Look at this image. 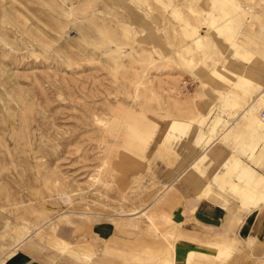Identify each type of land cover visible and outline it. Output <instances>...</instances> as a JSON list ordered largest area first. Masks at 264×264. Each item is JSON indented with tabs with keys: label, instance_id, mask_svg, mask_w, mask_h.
<instances>
[{
	"label": "rangeland",
	"instance_id": "374dc122",
	"mask_svg": "<svg viewBox=\"0 0 264 264\" xmlns=\"http://www.w3.org/2000/svg\"><path fill=\"white\" fill-rule=\"evenodd\" d=\"M240 75L264 82V0H0V261L27 242L47 264H264V205L233 213L259 185L218 161L264 167V90L239 122ZM209 180L220 227L194 214Z\"/></svg>",
	"mask_w": 264,
	"mask_h": 264
},
{
	"label": "crops",
	"instance_id": "0c3cea01",
	"mask_svg": "<svg viewBox=\"0 0 264 264\" xmlns=\"http://www.w3.org/2000/svg\"><path fill=\"white\" fill-rule=\"evenodd\" d=\"M240 79L243 81V86L242 89L244 91H250V92H256L257 95L254 97L245 95L242 96L240 94H236V92L234 93V96L236 98H232L230 101H236V105H239L240 101L242 100L243 102H245L246 100V104L244 105L243 103L240 104L241 105V109L237 112V116L238 118H241V121L239 122H243L245 124H248V118L250 116V114H243L244 112H247L248 110L251 109L252 106V102H254V105H256V101H258V97L259 94H261V92H263L264 90V82L258 81L257 79H251V78H247L246 76H242L240 75ZM229 91H226V94H228ZM253 93V94H254ZM252 94V95H253ZM250 101V102H249ZM253 105V107H254ZM206 116V114H204ZM235 121H233L232 123H230V125H227L223 131L221 133L218 134V136L215 139V143L213 142V145L211 147V149L213 147H215L217 144H219L218 147H220L221 145V139L222 135L224 133L230 132L232 130V128L236 125L234 123ZM218 131V129H217ZM232 134H236V130L232 131ZM231 143V142H230ZM227 152H226V148L224 147L225 153L223 156H220L218 158L219 162V167L224 164V161L226 160H230L231 162L234 163L235 168L239 171L244 169L243 166L245 167H249L251 169V171L253 172V175H248L245 174L244 170L242 172V178L243 180H241V182H249L253 185L258 184V193L254 195L253 198V203L247 202L249 203L250 208L248 209V211H244L241 208H238L233 210V213L235 212H239L241 210V212H243L242 217H243V223H242V228H248L250 226V223L252 221V219H254L256 217L257 212H259V208L261 206L264 205V185L262 186V184L260 183L263 181L264 182V167L262 166V161L260 162L261 166H256L254 165L249 156H250V151L248 152H244V153H239L232 155L231 151L236 149V145L235 144H230L227 145ZM209 148V147H208ZM239 148V146L237 147ZM249 148L248 145L246 146L244 143V147L243 149H247ZM192 161H190V163L188 164H184L182 167H179L177 173L175 174L173 179V183L176 180L180 181V187H182L183 185L186 187H189V185L184 182L183 177L186 175V170L188 169V167L190 166ZM219 171V169H218ZM219 173V172H218ZM257 175H262L260 176V180H258L259 182H254V178H257ZM214 176V174H213ZM202 186H197L195 189H193L195 191L196 194H199V199H196L194 202V214L196 215L197 219H205L207 221H212L217 223V227H220V225H222V222H224L226 220V218L229 216L228 213L229 211L226 209V207L222 204V202H215L214 200L216 198H218V195L221 194V190L219 191L218 186H212L211 181L209 180V184L210 187H207L205 183L202 182ZM239 184L238 182H233L231 184L232 187H234V185ZM261 184V185H260ZM191 187V186H190ZM192 188V187H191ZM242 188V185L240 184V186L237 188L238 190H240ZM234 189V188H233ZM195 194V195H196ZM249 195V194H248ZM193 197V196H192ZM260 197L258 200L257 198ZM146 209H142V210H138L137 213H141ZM183 210L179 207H177V212H175L173 214V217L180 220L181 216H182ZM247 213V214H246ZM244 215V216H243ZM184 233V232H183ZM186 234V233H185ZM246 236H251L249 234H247L246 232L244 233ZM197 238V237H196ZM221 240H227L224 238H220ZM22 242V241H20ZM0 264H47L44 263L43 260L38 257L35 253L31 252V250L28 249L27 246V242L24 243H14L13 245V249L9 250L4 257H2Z\"/></svg>",
	"mask_w": 264,
	"mask_h": 264
},
{
	"label": "bare ground",
	"instance_id": "6f19581e",
	"mask_svg": "<svg viewBox=\"0 0 264 264\" xmlns=\"http://www.w3.org/2000/svg\"><path fill=\"white\" fill-rule=\"evenodd\" d=\"M247 9H249V8H247ZM196 37H197V39L201 38L198 36H196ZM183 83H185V80ZM181 123H183L181 120L173 119L170 127L173 129L180 128L182 126ZM127 214H129V215L137 214V211H132V212L127 213ZM205 243H208V242H205ZM201 244L203 245L202 242H201ZM208 244H210V243H208ZM205 245H207V244H205ZM231 247H232V245L227 240H220L218 242H212L209 245V249H213V248L215 249V253H214L215 258H219L223 253H226V252L228 253V251L231 249ZM191 251L193 252V250H191Z\"/></svg>",
	"mask_w": 264,
	"mask_h": 264
},
{
	"label": "built area",
	"instance_id": "2783aa9c",
	"mask_svg": "<svg viewBox=\"0 0 264 264\" xmlns=\"http://www.w3.org/2000/svg\"><path fill=\"white\" fill-rule=\"evenodd\" d=\"M192 86V82L186 81L185 88L189 89Z\"/></svg>",
	"mask_w": 264,
	"mask_h": 264
}]
</instances>
